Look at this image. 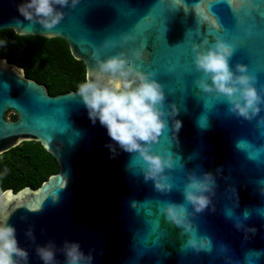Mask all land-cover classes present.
<instances>
[{"label": "water", "instance_id": "water-1", "mask_svg": "<svg viewBox=\"0 0 264 264\" xmlns=\"http://www.w3.org/2000/svg\"><path fill=\"white\" fill-rule=\"evenodd\" d=\"M18 2L0 0V30L64 41L71 57L83 63L85 74L94 65L93 52L100 59L123 52L136 70L151 72L162 84L165 109L175 104L176 118L182 122L178 148L171 121H166L152 145L154 152L174 154L172 188L160 193L151 180H143L145 162L138 154L120 151L109 158L105 129L89 121L75 92L49 96L43 86L24 77L22 68L0 58V125L4 129L0 155L23 142H34L57 165L56 173L38 188L0 194V213L9 214L7 223L15 227L18 245L28 251V264H42L34 243L25 236L29 225L37 244L53 239L59 246L67 238L80 241L85 252L92 248L93 264H224L215 251L221 242L238 264H264V220L256 212L264 208V195L255 190L264 182V151L256 152L264 145V128L255 118L246 121L228 113L223 97L213 99L196 88L193 79L201 74L192 65L190 46L200 36L207 35L209 40L218 36L233 46L230 66L245 64L259 86L264 82V23L250 24L248 15L253 11L264 20V0H237L235 8L228 0H181L177 8L173 0H79L75 7L61 9V20L50 29L20 16ZM214 20L219 28L213 27ZM152 23L159 33L153 31L149 37L147 52L139 37L141 29ZM123 34L136 39L120 44ZM246 37L251 39L250 46L238 50L233 40L243 42ZM154 38L156 51L149 65ZM105 40L109 44L102 47ZM170 68L175 71L171 82L162 76ZM258 115L264 116V110ZM201 116L206 117L205 127L198 124ZM237 141H245L248 147L237 148ZM217 166L222 176L217 178L213 197L215 211L206 209L193 218L198 233L211 238L213 251L195 253L182 247L179 229L164 221L159 206L184 202L180 188L186 170L214 171ZM228 210L241 218L245 211L249 213L245 223L257 229L250 239L233 227ZM156 220L168 231L162 243L151 231ZM56 255L62 264V254Z\"/></svg>", "mask_w": 264, "mask_h": 264}, {"label": "clouds", "instance_id": "clouds-1", "mask_svg": "<svg viewBox=\"0 0 264 264\" xmlns=\"http://www.w3.org/2000/svg\"><path fill=\"white\" fill-rule=\"evenodd\" d=\"M180 4L181 0H173ZM237 0H228L235 8ZM79 0H19L16 10L29 23H38L44 29L57 25L63 16L61 9L75 7ZM213 27L219 28L216 20ZM197 35H200L199 31ZM136 37L130 34L121 36L120 44ZM0 39V47L5 45ZM105 40L102 47H107ZM192 65L201 75L193 79V84L202 93L213 99L223 97L227 104V112L242 120L252 121L254 118L261 128H264V116L258 115L264 110V85H257V78L247 72V66L236 62L230 66L229 59L233 55V46L218 36L209 40L207 35L200 36L198 42L191 43ZM93 67L85 74L77 87L75 94L80 98L87 117L92 124L99 123L105 129L109 140L104 147L109 158H115L120 151L136 153L145 162L141 175L145 182L151 180L154 190L167 193L171 190L170 173L173 169L174 154H159L152 151V145L158 140L166 121H171L176 147H179L177 133L182 122L177 119L178 109L175 104H168L165 109V92L162 85L151 72L136 70L128 63L125 54L120 52L100 59L96 52ZM6 63V61H5ZM198 124L205 127L206 117L201 116ZM246 145L245 141H237L236 147ZM264 151L261 145L256 152ZM168 170V171H166ZM7 169L0 172L6 174ZM222 176V169L197 171L188 169L184 172L180 191L183 203L167 201L159 206V213L170 226L179 229L183 237L184 248H190L195 253L212 252L213 243L209 236L201 235L196 230L193 218L206 209L215 211L212 204L218 188L217 178ZM232 191L238 205V196L234 186ZM264 195V182L255 189ZM191 206V209L187 207ZM134 206V205H133ZM257 215L264 220V208L256 210ZM233 227L242 232L244 239H250L257 231L254 225H248L245 220L249 216L244 212L243 218L234 216L231 210L226 212ZM9 214L0 213V264H28V251L18 245L16 229L7 223ZM264 227V223L261 224ZM43 231V229H42ZM25 236L34 243V252L42 264H61L57 253L62 254V264H93V249L87 252L81 247L80 241L63 238L59 244L48 239L43 244L35 243L32 225L25 229ZM224 264H238L230 255V248L221 242L215 246ZM260 256L261 252L256 251Z\"/></svg>", "mask_w": 264, "mask_h": 264}, {"label": "trees", "instance_id": "trees-1", "mask_svg": "<svg viewBox=\"0 0 264 264\" xmlns=\"http://www.w3.org/2000/svg\"><path fill=\"white\" fill-rule=\"evenodd\" d=\"M0 39L6 42L0 47L1 58H6L10 64L22 69L27 67L30 72L52 77L53 85L57 84L58 75L72 69L75 73L68 84L70 89H76L85 77L83 63L71 57L67 44L60 39L18 36L10 29L0 30ZM55 40L63 42L64 47L49 45L51 42L41 45L39 42ZM60 83L63 84L62 78ZM5 169L6 174L0 176V194L8 189L17 192L24 187L38 188L50 175L56 173L57 165L38 143L23 142L0 155V172Z\"/></svg>", "mask_w": 264, "mask_h": 264}, {"label": "snow or ice", "instance_id": "snow-or-ice-1", "mask_svg": "<svg viewBox=\"0 0 264 264\" xmlns=\"http://www.w3.org/2000/svg\"><path fill=\"white\" fill-rule=\"evenodd\" d=\"M179 7V4H176V8ZM248 22L250 24H253V25H258V24H261V23H264V20L261 19V17L256 13V12H253L251 11L248 15ZM153 31H158V28H157V25L152 23V24H147L145 25L142 29H141V34H140V41L142 42L143 44V50L147 51L146 50V45L148 43V40H149V37L153 35ZM159 33V31H158ZM158 35L155 36V38L157 37ZM155 38L153 39L152 41V48H153V51L150 53V63L149 65L153 62L154 60V54H155V48L153 47V42L155 40ZM250 41L251 39L246 37L244 39V41H240L239 39H234L233 40V45L238 49H242L244 47H247V46H250ZM148 52V51H147ZM138 62V61H137ZM178 62H182V58L180 61ZM139 63V62H138ZM162 76H168L170 77V79L168 80L169 82L171 81H174L175 80V71L174 69L170 68L169 70H167L166 72H164L162 74ZM161 84V83H160ZM162 85V84H161ZM260 85H264V82H261ZM4 134V129H3V126L0 125V136H2ZM243 147H248V145H244ZM143 219V217H142ZM151 231L153 232H156L158 234V238L160 239V242L162 243L165 239H167L168 237V231H167V228L164 226V223L156 220V222L152 225L151 227Z\"/></svg>", "mask_w": 264, "mask_h": 264}, {"label": "flooded vegetation", "instance_id": "flooded-vegetation-1", "mask_svg": "<svg viewBox=\"0 0 264 264\" xmlns=\"http://www.w3.org/2000/svg\"><path fill=\"white\" fill-rule=\"evenodd\" d=\"M5 60L7 63H10L6 58H5ZM32 72L33 71L30 72V70L27 67H25L23 69L24 77L36 82L38 85L43 86L46 89V92L49 96H56V95L76 91V89H73V88L70 89L68 87V84L72 81L73 75L75 73V71L73 69L71 71H69L68 73H63V74L58 75V77H57L58 80L56 79L58 81L57 82L58 85L52 84V82H51L52 77L42 76V75H39L37 72H33V73ZM39 73H41V72H39ZM61 78L63 79V84L60 83ZM10 118L15 119V115H10Z\"/></svg>", "mask_w": 264, "mask_h": 264}, {"label": "rangeland", "instance_id": "rangeland-1", "mask_svg": "<svg viewBox=\"0 0 264 264\" xmlns=\"http://www.w3.org/2000/svg\"><path fill=\"white\" fill-rule=\"evenodd\" d=\"M39 42H40L41 45H46L45 43L51 42V44H49V45L60 47V48L64 47L63 42H61L60 40L46 41V42L39 41Z\"/></svg>", "mask_w": 264, "mask_h": 264}]
</instances>
